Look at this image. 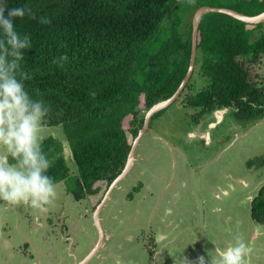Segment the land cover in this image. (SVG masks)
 <instances>
[{"label": "trees", "instance_id": "16d2710c", "mask_svg": "<svg viewBox=\"0 0 264 264\" xmlns=\"http://www.w3.org/2000/svg\"><path fill=\"white\" fill-rule=\"evenodd\" d=\"M202 6L264 12V0H2L0 103L42 114L66 139L19 142L9 153L34 194L72 177L67 148L77 168L76 200L101 193L96 184L109 188L128 161L129 135L137 137L151 107L186 76ZM263 66L264 22L204 13L182 103L199 109L198 117L221 108L240 119L264 117ZM251 215L264 224V184Z\"/></svg>", "mask_w": 264, "mask_h": 264}, {"label": "rangeland", "instance_id": "374dc122", "mask_svg": "<svg viewBox=\"0 0 264 264\" xmlns=\"http://www.w3.org/2000/svg\"><path fill=\"white\" fill-rule=\"evenodd\" d=\"M182 101L157 114L142 136L136 159L142 155L143 171L135 163L109 195L101 212L102 243L95 211L106 195V184H96L101 193L75 200L77 168L67 148L72 177L34 194L26 170L5 160L19 142L40 144L50 136L66 141L63 130L45 125L42 114H21L17 103H0V264H251L255 256L250 247L260 244L264 231L251 240L252 227L235 223L240 225L246 216L248 221L243 223L251 222V211L244 201L248 191L234 177L239 170L246 172L248 165H256L259 175L252 174L250 188L263 179L264 141L259 136L264 134V124L257 126L259 119H240L230 111L225 122L207 127L205 117L197 115L199 109ZM255 122L252 134L242 138ZM206 128L207 135L202 136L199 131ZM135 138L129 135L132 145ZM145 147L156 154L145 159ZM228 166H232L233 186L220 181ZM178 179L183 183L171 184L167 191L163 183H178ZM213 184L210 195H204L207 185ZM224 188L232 196L228 204L217 200V193L224 196ZM181 189L180 199L173 197ZM188 189L193 193L186 196ZM35 218L41 220L40 227L33 223ZM45 234L52 254L48 258L40 252ZM225 244L233 245L234 254ZM236 255L238 260L233 259Z\"/></svg>", "mask_w": 264, "mask_h": 264}, {"label": "crops", "instance_id": "0c3cea01", "mask_svg": "<svg viewBox=\"0 0 264 264\" xmlns=\"http://www.w3.org/2000/svg\"><path fill=\"white\" fill-rule=\"evenodd\" d=\"M230 112V110L228 109V110H226V108H221V109H216V110H214V111H212V112H210V113H207V114H205L204 115V120H207V127H208V125H210V124H212V126H214L215 124H217L218 122H221V123H223V122H225L226 120V116L228 115V113ZM255 119H259L258 120V125L257 126H260V125H263L264 124V117H256ZM257 122H255L254 124H252V125H250L249 127H247L248 128V130H250V131H248L247 132V130L245 131V133L242 135V138L244 137V136H246V135H248V134H252V133H250V132H253V130H254V125L256 124ZM199 133H201L202 134V136H206L207 135V128L206 129H203V130H200L199 131ZM264 133V132H263ZM192 134H193V132H192ZM259 138H261L263 141H264V134H261L260 136H259ZM243 143V142H242ZM140 145V144H139ZM139 147V146H138ZM245 149H249L248 148V146L246 145L245 147H244ZM152 151V149H150V148H148V147H145L144 149L142 148V153H147L146 155H145V159H149L150 157H153L155 154H156V152L154 151V152H151ZM243 151H244V149H243ZM149 152H151V153H149ZM137 153H138V149H137ZM139 155V160L137 161V159H136V161H135V163H137L138 165H139V167H138V170L139 171H143L142 169V167L141 166H143V164H141L142 163V155L141 154H138ZM218 157H220V156H218ZM246 159H250L248 156H247V158ZM6 163H8V157L6 158ZM250 162V161H249ZM134 163V164H135ZM9 164V163H8ZM10 165V164H9ZM133 167H134V165H133ZM133 167H132V169H133ZM231 167L232 166H228L225 170H223V172H222V175H221V184H223L224 183V185H226V186H228V185H230V186H233V182H231V181H233L232 180V172H231ZM131 169V170H132ZM239 169V168H238ZM237 169V170H238ZM246 170V172H242L241 170H239L238 172H237V176L236 177H234V181H237L238 182V184H240V183H242V184H244L245 186H242L245 190H247L248 192H246V196H245V200L244 201H246V202H249V205H246L249 209H250V211H251V203H252V199L256 196V194L258 193V191H259V189L261 188V186L264 184V176H263V179H259V182H256L255 184H254V186L252 187V188H250V185L254 182V180L252 179V174L253 173H255V174H258L259 175V172H258V170H259V167L258 166H256V165H253V166H251V165H248V168L247 169H245ZM131 172V171H130ZM129 172V173H130ZM182 181H184L183 179H178V183H174V182H170V181H165L163 184L166 186V188H168V190L167 191H169V188L171 187V184H172V186L174 187V186H176V185H179V184H182L183 182ZM224 181V182H223ZM59 184V183H58ZM218 185H220V184H218ZM143 186V185H142ZM215 185L213 184V186H208L207 185V188H208V191L204 194V195H206L208 192H209V194H208V196L210 195V192H211V188L212 187H214ZM52 188V187H51ZM142 188V187H141ZM184 192V190H176V194L175 193H173V197L175 196V197H177V198H179L180 199V197H181V194ZM224 196H223V194H221V193H217L216 194V196H217V200H219V201H222V202H226V204H228L230 201H231V198H232V196H231V194L229 195V192H228V188L226 189V188H224ZM191 193H193V191H191L190 190V192H189V189L188 190H186V196H188V195H190ZM131 194V193H130ZM129 194V195H130ZM214 194H213V189H212V194H211V196H212V199L213 200H215L216 198L213 196ZM208 196H206L205 198H207ZM184 197V196H183ZM209 198V197H208ZM76 200V199H75ZM171 200V197H169L168 198V202ZM201 200V199H200ZM46 203V200L42 203V207H46L44 204ZM247 204V203H246ZM106 206V205H105ZM104 206V207H105ZM103 209H105V208H103ZM102 209V210H103ZM228 210H227V208L225 209V212H227ZM102 212V211H101ZM100 212V214H99V216H100V220H101V213ZM232 213H233V211H231ZM38 215V214H37ZM250 216H251V222L249 221L248 223H243L244 221H248L247 220V216L245 217V219H242L241 218V221L239 222L240 223V225H238V222L236 221L235 223L237 224V226H243V225H249V226H251L252 227V229L251 230H249V232H250V234H251V240H256V238L258 237V233L259 234H261V231L263 230L264 231V224H258V223H256L253 219H252V215H251V212H250ZM230 218V216H226V219L228 220ZM33 223L36 225V226H38V227H40L39 225L41 224V220L40 219H37V218H35V220L33 221ZM32 222H31V224H33ZM102 224V223H101ZM31 229H33V226H32V228ZM165 235V234H164ZM43 242H44V245H45V248L43 247V249L42 250H40V252H42L44 255H45V258H48V257H50V256H52V254H51V252H50V250H49V247H50V245H49V243H47V242H50V240H49V236H48V234H45L44 236H43ZM47 240V241H46ZM233 241V240H232ZM235 242H237V241H235ZM238 243V242H237ZM226 246H225V249H227V251H229V253L230 254H234V251L235 250H233V245H228V244H225ZM243 245H245V244H243ZM246 245H248L249 246V244L247 243ZM264 233H263V235H262V239H260V244L258 245V246H251L250 247V249H252L253 251H254V255L253 256H255V258H254V260L252 261V263L251 264H264ZM51 248V247H50ZM78 250L80 251V249L78 248ZM243 250L244 249H242L241 250V256H244L243 254ZM153 253H155V252H153ZM226 253H228V252H226ZM239 255H236L235 256V258H233V259H235V260H238L239 259ZM232 259V258H231Z\"/></svg>", "mask_w": 264, "mask_h": 264}, {"label": "water", "instance_id": "95a60500", "mask_svg": "<svg viewBox=\"0 0 264 264\" xmlns=\"http://www.w3.org/2000/svg\"><path fill=\"white\" fill-rule=\"evenodd\" d=\"M1 5H2V0H0V7H1ZM207 12L226 13V14L232 15V16H234V17H236L242 21H245L247 23L257 24V23L264 22V12H262L258 15L250 16V15H246L244 13H241V12L234 10V9H231V8L215 7V6H202L195 12V15L193 18V30H192V52H191V58H190V65H189L186 76L184 77L183 81L181 82V84L178 87V89L176 90V92L170 98L156 103L147 112L144 125L140 129L139 134L135 138L134 143L132 145V149H131L128 161L126 163V166L124 167L123 171L119 174V176L111 183V185L109 186V188L106 192L104 199L100 202V204L96 208L95 219H96V222H97V224L100 228V232H101V242L100 243H102L104 241L105 232L103 230L99 214L102 211V209L104 208V206L106 205V202L108 201L109 195L111 194L112 190L116 187V185L122 179H124L129 174V172L131 171V169L135 163V160H136L137 148L140 144L142 136L150 128V122H151L153 115L155 113H157L158 111L166 108L167 106H169L170 104H172L176 100L181 99V93L186 88V85L189 82V80H190V78L194 72V69L196 66V58H197L199 25H200L202 15L204 13H207ZM15 103H17V102H15ZM100 243H99V245H100Z\"/></svg>", "mask_w": 264, "mask_h": 264}, {"label": "flooded vegetation", "instance_id": "af4514ba", "mask_svg": "<svg viewBox=\"0 0 264 264\" xmlns=\"http://www.w3.org/2000/svg\"><path fill=\"white\" fill-rule=\"evenodd\" d=\"M1 7H2V5H1ZM1 7H0V10H1Z\"/></svg>", "mask_w": 264, "mask_h": 264}]
</instances>
